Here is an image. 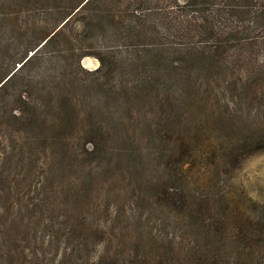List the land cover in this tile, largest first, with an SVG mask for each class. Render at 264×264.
Returning <instances> with one entry per match:
<instances>
[{
	"label": "trees",
	"instance_id": "16d2710c",
	"mask_svg": "<svg viewBox=\"0 0 264 264\" xmlns=\"http://www.w3.org/2000/svg\"><path fill=\"white\" fill-rule=\"evenodd\" d=\"M260 151L264 0H0V264H264Z\"/></svg>",
	"mask_w": 264,
	"mask_h": 264
},
{
	"label": "rangeland",
	"instance_id": "374dc122",
	"mask_svg": "<svg viewBox=\"0 0 264 264\" xmlns=\"http://www.w3.org/2000/svg\"><path fill=\"white\" fill-rule=\"evenodd\" d=\"M92 58L93 64L87 65L86 59ZM82 65L85 66L88 69H95L99 65V61L97 58L93 56H86L82 59ZM185 109V108H184ZM196 107L189 109L188 115L192 114L193 117L195 114H197L198 111L195 110ZM186 111V109H185ZM189 165H187L188 167ZM215 170V168L213 167ZM186 170V169H185ZM188 170L186 173H193L194 170ZM211 172L212 168L210 169ZM234 176L236 175L235 179L236 182L233 184L231 179L228 176H225V183L227 184L228 188L230 190H235V193H241L242 196H246V194L254 199L263 201L264 200V151H260L257 153H254L247 157L240 165L239 170H235L233 173ZM195 176L197 174H194ZM82 193L81 189H79ZM245 194V195H244ZM245 211L247 213H251V208H246ZM47 215H49L47 213ZM49 231L46 233V237L50 239V242L43 243L38 242V256L36 258V255H26L25 252L23 259H20L16 262V264H75L74 261L68 260L65 263L61 261V257H59V251L57 252L55 250V239L52 236H49ZM53 234V233H52ZM51 234V235H52ZM47 238V239H48ZM26 244V242H24ZM37 243V242H36ZM34 243V245L36 244ZM67 257L69 254H65ZM71 261V262H70Z\"/></svg>",
	"mask_w": 264,
	"mask_h": 264
},
{
	"label": "bare ground",
	"instance_id": "6f19581e",
	"mask_svg": "<svg viewBox=\"0 0 264 264\" xmlns=\"http://www.w3.org/2000/svg\"><path fill=\"white\" fill-rule=\"evenodd\" d=\"M86 62H87V65H91V64H93V59L92 58H89L88 59V57H87V59L85 60ZM95 63V62H94Z\"/></svg>",
	"mask_w": 264,
	"mask_h": 264
}]
</instances>
